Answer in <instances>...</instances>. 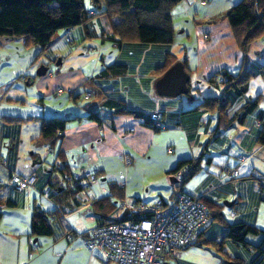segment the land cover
<instances>
[{"label": "crops", "instance_id": "1", "mask_svg": "<svg viewBox=\"0 0 264 264\" xmlns=\"http://www.w3.org/2000/svg\"><path fill=\"white\" fill-rule=\"evenodd\" d=\"M239 1L183 0L172 12L175 33L171 44L126 43L115 47L110 40L90 38L113 32L118 18L108 19L104 14L92 18L87 29L79 26L60 30L40 58H36L38 48L26 47L23 38L3 41L0 200H10L14 206H0V264H46L45 251L52 252L49 264H66L67 257L74 254V241L65 238L69 229L85 232L101 219L120 217L123 212L118 205L125 197L147 204L158 198L169 200L171 176L194 160L200 153V144L217 124V113L187 110L205 98L221 94V87L210 82L215 73L223 69L237 73L253 63L264 64V37L253 44L246 63L224 18L225 11ZM67 34L73 42L65 40ZM169 54L173 64L186 62L190 74L187 94L165 96L157 92L156 84L162 75L156 69L166 63ZM38 62L39 67L48 66L45 75L33 74ZM111 64H125L126 74L95 78ZM257 97L260 102L254 112L243 122L221 130L219 138L210 142L206 157H211L212 163L204 161L202 170L182 186L185 193L200 196L219 184L224 166L239 169V181L212 191L201 200L210 209L220 211L228 223L245 222L262 230L246 234V244L226 238L227 255L240 259L242 264H264V146L257 141L261 128L258 111H264V74L251 79L246 95L229 110L233 116L243 104ZM109 98L124 101L132 110L164 113L170 123L176 121L180 125L155 131L142 118L112 113L103 105ZM92 112H98L101 121L88 118ZM4 116L36 119L10 122ZM52 116L73 120L55 145L36 142L41 131L39 117ZM201 121L204 131L199 130ZM124 155L132 158L130 164L125 163ZM239 155L246 160L239 163ZM59 163L64 167L58 168ZM87 171L97 173L101 182L86 186L82 174ZM32 173L37 177L35 186L15 190L11 176ZM254 174L255 179L245 178ZM67 175L73 177L72 182L65 178ZM76 185L83 187V192L76 194L82 204H77L70 193ZM36 210L57 216L50 223L51 236L31 235ZM227 229L225 224L212 221L195 234L191 245L209 247L204 241L222 240ZM31 237L40 246L45 245L46 250L37 254L31 251ZM188 247L179 255V264H193L185 257ZM218 258L219 264L227 261L226 256Z\"/></svg>", "mask_w": 264, "mask_h": 264}, {"label": "trees", "instance_id": "2", "mask_svg": "<svg viewBox=\"0 0 264 264\" xmlns=\"http://www.w3.org/2000/svg\"><path fill=\"white\" fill-rule=\"evenodd\" d=\"M182 1L183 0H90L92 8L89 7L87 0H0V46L5 40L23 38L24 45L26 47L35 46L38 48L36 58H40L52 46L55 36L60 30H71L79 26H84L87 29L92 18L96 15L103 14L110 18H118V22L114 24L113 32L111 34L101 33L100 35H93L90 38L99 37L103 40H110L115 47H121L126 43L171 44L174 42L175 33L172 12ZM92 9L95 13H92ZM224 18L228 20L239 48L244 52L245 61L248 63L249 53L253 44L257 40L264 37V0H241L225 11ZM65 40L68 43H71L73 42V37L70 34H67L65 36ZM90 51L95 52L96 49L90 48ZM171 56L172 55L169 54L166 59V63L156 69L157 73L163 75L167 69H169V67L173 64V56L172 58ZM183 64L186 69V62L183 61ZM126 72L127 66L125 64H111L98 73L95 78L118 77L126 74ZM258 74H264V64L253 63L252 67H243L237 73L226 69L215 73L210 79V82L221 87V94L217 97L205 98L194 108L187 110L201 113L210 111L217 113L218 117L215 128L210 132L208 138L200 144V153L191 163H189L191 167L183 179L182 186H184V184H186L202 170L204 161L205 164L212 163L211 157H206V155L208 153L210 142L219 138L220 131L232 128L235 122H243L250 113L254 112L258 108L260 101L257 97L254 100H250L243 104L238 110H236L233 116L229 115L230 108L240 97L246 95L249 90L251 79ZM217 77L222 79L221 84L217 83ZM21 78L23 80L25 79L23 76ZM85 98L88 99L89 96H85ZM103 105L104 107L110 108L112 113H123L133 115L137 118H142L144 120V124L155 131H161L171 126L180 125V122L176 121L170 123L168 119L164 118V113L160 112H158L159 120L154 121L151 118L152 113L147 114L143 111L129 109L122 100L109 98L105 100ZM171 115L175 114L173 113ZM88 118L101 121V117L98 112H92ZM3 119L10 122H22L29 119H36V117L24 118L20 116H4ZM39 119L41 120V131L35 141L39 143H46L50 146L55 145V143L63 138L68 122L73 120V118L59 116H52L49 118L39 117ZM258 121L261 128L258 133L257 141L259 144L264 146L263 110L258 111ZM204 126L205 124L203 121L199 122V130L204 131ZM244 161L240 162L238 159L239 163ZM60 164L63 163H59L58 168ZM234 169L238 170V176L232 175V171ZM89 172L95 174L98 178V183L94 185L99 184L101 182L100 176L94 171ZM246 177L255 179L257 175H248L245 176V178ZM65 178L67 180L69 178L72 182L73 177L70 175L65 176ZM241 178L242 176L237 167L226 165L222 169L219 184L209 188L200 196L190 195L185 193L182 189L183 193L188 196H192L194 198L200 197L199 201L209 212L208 221L204 226L193 233L192 238L186 247L191 245L192 240L198 231L203 229L212 221H218L227 226V234L220 241L207 239L204 243L214 245L222 251V253L227 257V261L222 264H242L240 259L227 255L224 248L226 238L231 239L236 243L246 244L244 242L246 234L249 232L259 233L262 230L245 222L228 223L220 211L213 210V208L210 209L201 200L212 191L226 187L231 183L239 181ZM86 186L90 187L93 185H88L87 182ZM171 187L173 196L174 188L172 183ZM15 190L17 189L15 188ZM79 192H83V187L81 185H76L74 186V190L72 189L70 193L74 194V200L77 204H82L81 198L76 195ZM130 198L135 199L138 203L142 202L147 204L135 197ZM124 199L120 201L118 210H120V205ZM159 199L164 202V205L171 202V199L166 201L162 198H158L157 200ZM155 203L147 205H154ZM0 206L12 207L14 206V203L10 200H0ZM146 213L151 215V213L147 211ZM137 218L138 214L131 216L126 210L123 211V214L118 218L101 219L85 232H78L74 229H69L65 234V238L67 241L78 240V242L82 243L89 249L97 248L85 244L83 240L84 237H90L94 228H100L105 224L122 222L127 219L136 220ZM1 219L2 211L0 210V222ZM55 219H57L55 213H44L40 210H36L32 219L31 235L37 238L41 236H51L53 234V230L50 223H52ZM69 234H73L72 239L68 237ZM35 244L38 246V249L36 250V252H38L40 250V245L36 241ZM31 250L34 252V248L32 246ZM100 253L102 256L101 260L104 262L102 252L100 251Z\"/></svg>", "mask_w": 264, "mask_h": 264}, {"label": "built area", "instance_id": "3", "mask_svg": "<svg viewBox=\"0 0 264 264\" xmlns=\"http://www.w3.org/2000/svg\"><path fill=\"white\" fill-rule=\"evenodd\" d=\"M217 83L221 84L222 79L217 77ZM151 118L159 120V113H152ZM238 159L241 162L246 157L241 155ZM125 160L130 164L132 158L126 155ZM60 167L63 168V164ZM190 167L187 164L173 175L175 181L171 182L174 188L171 202L164 205L159 199L154 205H147L127 197L122 201L120 210H127L131 216L138 214V218L94 228L90 237L83 238L85 244L97 247L102 252L105 264H178L180 251L209 218L207 208L199 201L200 197L194 198L182 191L183 179ZM238 174L237 169L232 171V175ZM82 178L87 180L88 185L98 183L97 176L89 171L83 173ZM35 181V173L25 177L15 174L11 178L13 186L20 191L33 187ZM68 237L72 239L73 234ZM30 245L34 251L38 249L33 238H30Z\"/></svg>", "mask_w": 264, "mask_h": 264}, {"label": "rangeland", "instance_id": "4", "mask_svg": "<svg viewBox=\"0 0 264 264\" xmlns=\"http://www.w3.org/2000/svg\"><path fill=\"white\" fill-rule=\"evenodd\" d=\"M88 1L89 7H92L90 0ZM93 8V7H92ZM106 18L108 16H105ZM112 19V18H108ZM55 67V65H53ZM39 68V62L35 64V67L33 69V74H36ZM25 78V77H24ZM126 155H124V161L126 163ZM171 181V180H170ZM171 185V183H170ZM169 199L173 200L172 198V189H171V195ZM46 250V246L42 245L40 246V251L43 252ZM184 250V249H183ZM182 250V251H183ZM32 251V250H31ZM179 254H181V252ZM34 251V253H39ZM50 251H45V256L47 257L46 264H49L50 262ZM218 256H225L222 251L219 250L218 247L210 245L209 247L200 248L195 246L194 244L189 246L186 249L185 257L188 259V261L193 262V264H219V258ZM102 256L100 251L97 248L89 249L86 246H84L82 243L78 242V240L74 241V254H70L66 261V264H104V262L101 260ZM62 264H65L64 261Z\"/></svg>", "mask_w": 264, "mask_h": 264}, {"label": "water", "instance_id": "5", "mask_svg": "<svg viewBox=\"0 0 264 264\" xmlns=\"http://www.w3.org/2000/svg\"><path fill=\"white\" fill-rule=\"evenodd\" d=\"M61 60L58 59L57 64ZM48 71V66L42 64L37 71L39 76L45 75ZM190 81V74L186 71L182 61L173 64L157 81V92L165 96H179L189 92L188 82ZM171 182L175 181V177L171 176Z\"/></svg>", "mask_w": 264, "mask_h": 264}]
</instances>
